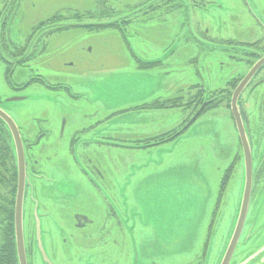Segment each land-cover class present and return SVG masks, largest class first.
<instances>
[{
  "label": "rangeland",
  "instance_id": "rangeland-1",
  "mask_svg": "<svg viewBox=\"0 0 264 264\" xmlns=\"http://www.w3.org/2000/svg\"><path fill=\"white\" fill-rule=\"evenodd\" d=\"M206 1V10L194 9L184 0L187 7L157 12L149 19L143 15L141 0H124L128 3L119 8L120 12L134 10L130 16H136L125 26V34L111 28H69L57 32L49 39L35 68L47 83L67 85L70 92L48 89L39 83L12 89L5 81V64L0 60V96L24 97L19 101L3 100L0 107L16 123L39 119L42 128L50 132L38 169L43 172L40 165L44 164L46 177H76L84 205L91 195L95 196L93 189L85 187L78 178L85 177L80 169L89 158L102 173L100 177H109L107 188L123 203L122 231H113L114 241L106 247V259L96 263L99 255L92 256V252L76 247V255L81 258L75 264H87L90 258L91 264H108V254L112 259L119 256L123 264H198L205 246L203 264H220L222 260L244 186L240 160L231 176H225L230 178L220 195L222 175L229 173L226 168L241 151L228 107L224 103L210 106L173 142L142 149L129 146L138 136L149 135L144 127H149L151 134L174 128L187 119L191 109L182 110L179 105L152 116L134 110L121 112L159 95L186 96L196 83L206 91L213 90L245 73L248 68L226 56L225 50H208L201 42L214 41L218 51L229 38L250 43L260 39L263 48L264 29L256 19L264 24V0ZM87 3L24 0L20 14L9 20V37L19 44L32 22L49 17L56 10L64 13L66 6L89 8ZM64 18L61 27H69L75 21L71 16ZM203 28L208 29L207 36L201 34ZM136 58L160 60L161 64L155 70H140ZM30 74L31 70L16 68L11 80L21 83ZM254 93L264 95V83ZM256 100L252 97L244 104L246 111L252 105L249 111L253 110L254 116L260 110ZM255 125L259 128L261 122L257 120ZM59 131L61 137L57 136ZM102 140L108 144L100 143ZM80 152L85 159L80 160ZM40 184L35 183V193L42 201L45 190ZM87 203L98 204L96 198ZM261 249L240 247L235 264L262 262Z\"/></svg>",
  "mask_w": 264,
  "mask_h": 264
},
{
  "label": "flooded vegetation",
  "instance_id": "flooded-vegetation-1",
  "mask_svg": "<svg viewBox=\"0 0 264 264\" xmlns=\"http://www.w3.org/2000/svg\"><path fill=\"white\" fill-rule=\"evenodd\" d=\"M76 1H86L88 2V7H90L79 9L78 7L66 6L67 8H63L64 13L56 10L49 17L46 16L43 19L32 22L30 28L24 30L25 37L23 42L15 44L9 37L10 30L8 23L12 16L20 14L21 4L24 0H0V60L5 64V81L12 89L20 90L27 88L32 83H39L48 89L58 90L59 88L56 87H60L65 92H70V88L67 85L47 83L45 78L38 72V68H35L38 57L46 50L49 39L56 35L57 32L66 31L69 28H81L86 31H98L111 28L125 34L123 32L125 26L136 18V16L133 18L130 16V13H135L134 10L127 14L120 12L119 8H124L128 3L124 2V0ZM141 1L140 4L143 6L141 8H145L143 15H148L149 19L153 15H156L157 12L167 13L180 6L187 7L184 5V0H178L179 2L181 1L179 4H175L177 0ZM185 1H188L191 7L197 10H206L209 4L206 0ZM70 16L75 21L68 28L59 26L61 25V21L66 19L64 17ZM186 18H188L187 15ZM256 21L264 29L263 22L257 19ZM200 32L203 36H207L208 29L203 28ZM208 37L213 39L212 36ZM226 41L228 43L221 49H218V51H216L214 41L206 42V44L201 42V44L202 47H207L208 50L213 49L215 52L223 53L220 51L225 50L228 54L226 56L240 62L248 68L245 73L237 74L226 80L223 86L213 90L206 91L202 84L196 83L192 85L194 86L191 89L192 92L188 89L186 96L178 95L175 98H170L159 95V97L155 96L150 100L140 101L137 105L125 108L122 111L120 109L121 112L134 110L140 114L145 113L151 116L167 112L169 108H176L179 105L181 107L178 108L182 110L191 109L187 119L174 128L157 134H151V129L144 127L143 131H148L149 135L143 134L138 136L134 139V144L129 146V148L142 149L160 147L173 142L184 134L187 128L212 103H218L217 105H219L220 103L226 104L228 102V109L230 111V101L236 86L250 68L261 57H264V45L262 48L260 39L251 43L231 38L226 39ZM16 68H26L31 70V74L23 82L13 83L11 76ZM155 69L140 70L147 71ZM262 83H264V64L255 71L237 99L239 112L250 146L252 183L247 213L239 242L228 264H235L239 248L242 246L250 250L252 247L254 251L262 247V255L264 253V144L262 142L264 135V95L254 93ZM72 96L78 98L76 94ZM252 97H256V101H259L258 105L260 110L257 111L256 116H254L253 110L249 111L252 105L248 107L249 110L247 111L244 107V104ZM7 99L0 96V103L3 100L9 102ZM162 102H166V104H162ZM199 102L201 103L199 104ZM202 105V110L194 118ZM0 110L13 121L23 150L24 174L21 177H24V186L22 189L21 205L23 246L26 264L78 263L81 256L79 258L77 257L76 247L84 249L86 252H92V256L94 254L99 255L95 261L96 263L104 261L106 259V247L114 241L111 238L112 233L115 230L117 233H119V230L120 232L122 231L121 224L125 219L123 203L118 200L116 193L107 188L109 177H100L102 173L98 170L97 165L91 164V160L89 158L87 159L88 162H85L87 165L85 164V167L81 166L80 169L85 177L78 178L85 187H89L95 192V196L91 195L92 197L87 202L91 201L92 198H96L98 204L92 206L86 202L83 205L82 202L85 201L77 189L76 177H46L44 174V164L40 165L43 172L38 169L41 160L40 156L44 152L46 145L44 141L50 134L49 131L42 128L41 121L39 119H33L31 122L24 124L16 123L8 111L3 110L1 107ZM248 111L249 113H247ZM230 115L233 120L231 112ZM257 120L261 122V127L259 128L255 125V121ZM79 131L81 133L84 129ZM32 133H35V135L32 136ZM61 133L59 131L57 136L61 137ZM109 141L112 142V140ZM100 143L108 144L107 140H102ZM69 144H73L72 139ZM239 146L241 147L240 140ZM78 157L80 160L85 159L83 152H80ZM240 160L241 162L243 160L242 149L234 156L232 162L226 168L227 171L229 170V173L225 172L222 175L220 195L230 178L225 176H231L235 171L236 164ZM33 175H36V177H32ZM19 177L13 133L6 122L0 118V264H19L14 230ZM36 182H40V186L45 190V196L42 201H39L35 193ZM208 228L211 229V226ZM246 234L249 235L246 236ZM245 236L246 240H244ZM205 248L206 246L202 254L198 256L199 259L197 257L198 264H203L206 252ZM259 254L261 255V252ZM90 260L91 258L87 259L86 263L91 264ZM107 260L108 264L124 263V260L119 256L116 259H112L109 257V254L107 255ZM248 264H264V260L262 262L258 260L249 261Z\"/></svg>",
  "mask_w": 264,
  "mask_h": 264
},
{
  "label": "water",
  "instance_id": "water-1",
  "mask_svg": "<svg viewBox=\"0 0 264 264\" xmlns=\"http://www.w3.org/2000/svg\"><path fill=\"white\" fill-rule=\"evenodd\" d=\"M264 64V57H261L247 72L244 78L238 83L236 86L232 99L230 101V112L232 114L235 127L237 129L238 137L241 143L242 149V157H243V169H244V186L241 195V202L238 209V216L237 220L230 237L229 243L225 250V253L222 257L220 264H228L237 243L239 242V237L242 231V227L244 224V220L247 213L249 196L251 191V183H252V162H251V153H250V146L248 137L244 128V124L242 122V118L239 112L238 107V96L240 92L244 89L250 78L254 75L255 71H257L262 65ZM24 97H14L7 99L8 101L14 100H21ZM202 107L197 111L194 118L199 114L202 110ZM0 118L6 122V124L10 127L13 133V140L16 146V153H17V162H18V171H19V183H18V197L15 206V223H14V230H15V243H16V251L19 264H26L25 260V253H24V246H23V234H22V205H21V198H22V189L24 186V157H23V150L21 146V141L18 136V133L15 129L13 121L11 118L6 115L2 110H0ZM193 118V119H194ZM14 126V128H13Z\"/></svg>",
  "mask_w": 264,
  "mask_h": 264
},
{
  "label": "trees",
  "instance_id": "trees-1",
  "mask_svg": "<svg viewBox=\"0 0 264 264\" xmlns=\"http://www.w3.org/2000/svg\"><path fill=\"white\" fill-rule=\"evenodd\" d=\"M63 28H68V27H63ZM136 62L138 63V66L140 67L139 69H149V68L152 69L154 67L157 68V66H159L161 64L160 60L146 61V60H141L139 58H136ZM56 88H60V87H56ZM162 104H166V102H162ZM217 104L218 103H212L208 107H210V106L213 107V106H216ZM225 106L228 107V102L225 104Z\"/></svg>",
  "mask_w": 264,
  "mask_h": 264
}]
</instances>
